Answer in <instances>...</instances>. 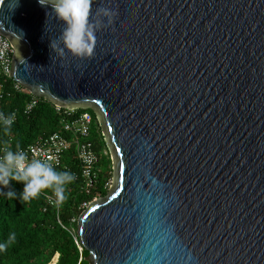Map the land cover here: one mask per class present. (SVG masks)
I'll return each mask as SVG.
<instances>
[{"label":"water","instance_id":"1","mask_svg":"<svg viewBox=\"0 0 264 264\" xmlns=\"http://www.w3.org/2000/svg\"><path fill=\"white\" fill-rule=\"evenodd\" d=\"M118 15L95 54L58 56L64 25L0 0L10 77L91 111L112 162L81 212L88 264H264V0H93ZM56 254L49 264H57Z\"/></svg>","mask_w":264,"mask_h":264},{"label":"trees","instance_id":"2","mask_svg":"<svg viewBox=\"0 0 264 264\" xmlns=\"http://www.w3.org/2000/svg\"><path fill=\"white\" fill-rule=\"evenodd\" d=\"M32 98L26 91L16 92L10 84L5 86L2 111L5 116L15 113L16 118L8 132L0 125V152L5 147L16 151L17 145L24 149L39 137H49L60 131V117L54 107L42 99L25 114ZM79 112H88L96 121L91 111ZM92 142L100 173L89 193L83 190L81 168L74 157V149L65 153L62 167L56 168L76 175V180L67 186L68 199L62 205H49L45 194L51 195L50 189L28 203H21L22 183L13 181L7 188L0 186V243L7 241L10 233L16 234L15 242L0 252V264H49L56 254L59 255L57 264H88L84 261L88 254L80 251L76 236L77 220L83 204L105 197L112 181L111 158L97 123L92 130ZM10 190L17 196L10 199L3 194Z\"/></svg>","mask_w":264,"mask_h":264},{"label":"clouds","instance_id":"3","mask_svg":"<svg viewBox=\"0 0 264 264\" xmlns=\"http://www.w3.org/2000/svg\"><path fill=\"white\" fill-rule=\"evenodd\" d=\"M41 6L49 7L55 18L64 25L59 37L50 41L49 47L58 56L71 55L80 60L91 59L95 54L97 32L109 28L115 23L118 13L109 6L97 7L93 12V0H38ZM15 113L5 116L0 113V125L8 132L15 121ZM0 156V186L7 188L11 182L23 184L19 194L21 203H28L38 198L44 190H51L48 199L54 206L62 205L67 199V186L76 180L70 171H58L46 159L29 158L27 152L12 151L5 147ZM14 198L17 193H3ZM54 198V199H53ZM16 240L15 232L9 234L7 241L0 243V252Z\"/></svg>","mask_w":264,"mask_h":264},{"label":"built area","instance_id":"4","mask_svg":"<svg viewBox=\"0 0 264 264\" xmlns=\"http://www.w3.org/2000/svg\"><path fill=\"white\" fill-rule=\"evenodd\" d=\"M12 60V47L8 40L0 34V113H3L1 103L5 97V86L7 84H10L12 91H25L10 77ZM37 103L38 99L32 98L26 106L25 114L30 113ZM54 109L60 117V131L49 137H39L32 145L20 150L27 152L30 159L34 157L41 159L51 157L50 162L56 168H60L63 165L65 153L74 149V157L81 168L83 190L89 193L100 173V170L97 168L98 157L94 152L92 142V130L97 122L88 112L71 111L59 107H54ZM2 155L3 151L1 150L0 156ZM49 196L45 194L49 205L54 206L48 199ZM88 205L83 204L82 211Z\"/></svg>","mask_w":264,"mask_h":264},{"label":"rangeland","instance_id":"5","mask_svg":"<svg viewBox=\"0 0 264 264\" xmlns=\"http://www.w3.org/2000/svg\"><path fill=\"white\" fill-rule=\"evenodd\" d=\"M110 185H111V183H110ZM110 187V186H109Z\"/></svg>","mask_w":264,"mask_h":264}]
</instances>
